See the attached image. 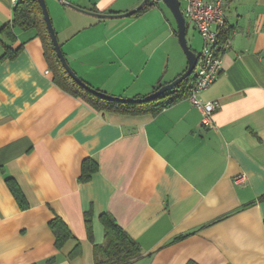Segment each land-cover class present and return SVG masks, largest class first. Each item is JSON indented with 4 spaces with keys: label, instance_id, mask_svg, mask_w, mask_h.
<instances>
[{
    "label": "crops",
    "instance_id": "obj_1",
    "mask_svg": "<svg viewBox=\"0 0 264 264\" xmlns=\"http://www.w3.org/2000/svg\"><path fill=\"white\" fill-rule=\"evenodd\" d=\"M46 1L68 63L102 92L146 97L187 69L176 20L160 4L104 17L144 0ZM13 14L0 0V30ZM227 22L223 71L199 96L219 103L213 129L188 98L156 115L97 110L55 84L37 28L16 30L17 58L1 60L0 48V264H95L105 213L143 251L130 264H264V0L236 2ZM85 160L98 170L82 183ZM56 217L73 235L61 248Z\"/></svg>",
    "mask_w": 264,
    "mask_h": 264
},
{
    "label": "trees",
    "instance_id": "obj_2",
    "mask_svg": "<svg viewBox=\"0 0 264 264\" xmlns=\"http://www.w3.org/2000/svg\"><path fill=\"white\" fill-rule=\"evenodd\" d=\"M153 7L154 5L152 4L143 3V6L135 15H140ZM31 28H37L39 30V35L45 46L47 59L49 60L54 73L55 84L73 96L82 97L97 110L114 111L131 115L145 113L156 115L162 112L165 108H168L183 99H187L191 94L192 83L195 81V74L184 80L177 86V88L163 94L159 99L149 102L128 104L117 103L104 100L85 90L68 75L61 61L57 57L38 0H21V2L14 8L12 22L4 25L0 30V48H4L5 50L4 54L1 56V60H13L17 58L23 50V46H20L17 49L12 48L13 44L17 41L16 30H29ZM224 32L225 37H228L230 36L231 30L227 28ZM162 86L163 85L159 83L154 88V92ZM143 98L145 97H138L136 99ZM97 170L98 167L96 164L92 163L90 160H85L82 164V173L79 178L80 182H89ZM8 184L19 205L25 208L27 204L17 184L13 180H9ZM262 198H264V196ZM91 216V211L86 214V227L90 238H92ZM101 222L105 228V242L103 245L95 246L94 248L95 264H130L143 256V251L140 245L129 236L111 214H102ZM49 226L55 235L57 248L63 247L68 240L73 238L69 227L59 217L54 218L49 223ZM81 252V247L77 246L72 252L71 257H76L80 255Z\"/></svg>",
    "mask_w": 264,
    "mask_h": 264
},
{
    "label": "built area",
    "instance_id": "obj_3",
    "mask_svg": "<svg viewBox=\"0 0 264 264\" xmlns=\"http://www.w3.org/2000/svg\"><path fill=\"white\" fill-rule=\"evenodd\" d=\"M15 8L21 0H11ZM162 0H144L145 4L158 6ZM186 23L193 25L202 39V49L198 54L194 71L195 81L192 83L188 99L202 114L203 127L213 129L214 113L219 108L217 101L203 102L200 94L210 88L223 71L224 55L231 46L230 36L225 37L228 28L227 10L241 0H180ZM182 1L185 6L182 7ZM247 180L245 174L235 177V183Z\"/></svg>",
    "mask_w": 264,
    "mask_h": 264
},
{
    "label": "water",
    "instance_id": "obj_4",
    "mask_svg": "<svg viewBox=\"0 0 264 264\" xmlns=\"http://www.w3.org/2000/svg\"><path fill=\"white\" fill-rule=\"evenodd\" d=\"M162 2L165 4V6L170 10V12L172 13V15L174 16L176 23H177V36L179 39V43L187 57V61H188V66L187 69L185 70V72L179 76L176 80H174L173 82L163 85L160 89H158L157 91L151 93L150 95L146 96L143 99H133V98H122V97H118V96H113V95H109L107 93L101 92L93 87H91L90 85H88L86 82H84L81 77H79L76 72L72 69V67L70 66V64L68 63L66 56L63 52L62 46L59 42L55 27L53 25L52 22V18L47 6V1L46 0H38V3L41 7L43 16H44V20L46 23V27L49 33V36L51 38V41L54 45V49L55 52L57 54V57L59 58V60L61 61L64 69L67 71L68 75L74 80L76 81L80 86H82L85 90L89 91L90 93L104 99L107 101H113V102H117V103H141V102H149V101H154L159 99L163 94H165L168 91H171L175 88H177V86L179 84H181L184 80L188 79L191 75L194 74L196 65H197V59H198V54L191 50V48L188 45V41H187V23H186V19L183 15L182 9H181V1L180 0H162ZM71 7L82 11V12H86V13H91L88 12L86 10H83L81 8L75 7L73 5H70ZM143 6V4L138 7L137 9H134L133 11H130L128 13L122 14V15H99V16H104V17H120V16H124V17H128V16H133L135 15L138 10Z\"/></svg>",
    "mask_w": 264,
    "mask_h": 264
},
{
    "label": "rangeland",
    "instance_id": "obj_5",
    "mask_svg": "<svg viewBox=\"0 0 264 264\" xmlns=\"http://www.w3.org/2000/svg\"><path fill=\"white\" fill-rule=\"evenodd\" d=\"M159 6V5H158ZM158 6H154L153 8H158ZM160 6L162 8H167L165 6V4L161 1L160 2ZM185 3L184 1H182V7L184 8ZM152 8V9H153ZM189 24V23H188ZM200 37L199 34H197V32H194L193 30V26H191V24H189V28H188V35H187V41L189 43V45L193 46V49L197 50L198 53L201 51L202 49V44H200ZM202 41V40H201ZM202 43V42H201ZM185 54V53H184ZM186 57V55H185ZM187 58V57H186ZM123 98H127V97H123Z\"/></svg>",
    "mask_w": 264,
    "mask_h": 264
}]
</instances>
